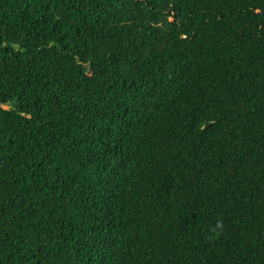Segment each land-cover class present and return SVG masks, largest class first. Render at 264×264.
Listing matches in <instances>:
<instances>
[{
    "label": "trees",
    "instance_id": "1",
    "mask_svg": "<svg viewBox=\"0 0 264 264\" xmlns=\"http://www.w3.org/2000/svg\"><path fill=\"white\" fill-rule=\"evenodd\" d=\"M0 264H264V0H0Z\"/></svg>",
    "mask_w": 264,
    "mask_h": 264
}]
</instances>
